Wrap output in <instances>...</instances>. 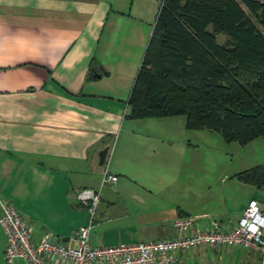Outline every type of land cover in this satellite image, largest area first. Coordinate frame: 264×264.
Here are the masks:
<instances>
[{
  "label": "crops",
  "instance_id": "1",
  "mask_svg": "<svg viewBox=\"0 0 264 264\" xmlns=\"http://www.w3.org/2000/svg\"><path fill=\"white\" fill-rule=\"evenodd\" d=\"M159 4L0 0V199L18 210L34 239L47 233L56 242H69L88 219L77 191L98 187L105 171L117 176L108 183L122 204L109 215L97 211L89 233L93 245L172 237L177 234L173 219L182 215L194 219V228L208 227L213 220L225 225L244 208L246 202L235 215L226 206L217 218L191 213V207L163 200L151 189L153 184L174 185L173 175L164 183L158 171H178L180 134L186 128L185 118L175 123L176 115L127 116V100ZM103 147L106 159L99 164ZM254 186L249 198L264 206L257 198L264 196V185ZM126 217L127 229H118ZM5 245L0 226V264H27L20 256L7 262ZM177 255L260 264L257 251L238 245H205Z\"/></svg>",
  "mask_w": 264,
  "mask_h": 264
},
{
  "label": "trees",
  "instance_id": "2",
  "mask_svg": "<svg viewBox=\"0 0 264 264\" xmlns=\"http://www.w3.org/2000/svg\"><path fill=\"white\" fill-rule=\"evenodd\" d=\"M159 1L127 116L184 115L227 142L264 139V0ZM234 176L263 186L264 165Z\"/></svg>",
  "mask_w": 264,
  "mask_h": 264
},
{
  "label": "built area",
  "instance_id": "3",
  "mask_svg": "<svg viewBox=\"0 0 264 264\" xmlns=\"http://www.w3.org/2000/svg\"><path fill=\"white\" fill-rule=\"evenodd\" d=\"M116 179L115 174L105 171L98 187L77 191L76 198L86 208L88 219L76 228L67 243L56 242L47 233L34 239L31 226L18 210L0 199V226L6 236V261L11 262L20 256L27 264H221L180 258L177 251L205 245H238L257 251L260 264H264V206L255 198H249L240 215L229 224L213 220L208 227L194 228V219L182 215L173 219L177 234L172 237L93 245L89 233L97 214L101 188Z\"/></svg>",
  "mask_w": 264,
  "mask_h": 264
},
{
  "label": "rangeland",
  "instance_id": "4",
  "mask_svg": "<svg viewBox=\"0 0 264 264\" xmlns=\"http://www.w3.org/2000/svg\"><path fill=\"white\" fill-rule=\"evenodd\" d=\"M241 5L248 11L244 4ZM225 39L223 34L217 35L219 42ZM173 118L175 121L185 116L176 115ZM180 137L181 163L178 171H158L164 183H168L166 179L170 175L174 176V185L168 184L173 190H168V185L149 184L155 195L163 200L173 198L180 205L191 207V213L206 212L217 218L227 206L233 214H239L238 208L248 201L255 186L238 179L234 174L257 164L264 165V139L257 137L253 143L245 146L236 141H225L214 130L184 127ZM257 198L264 201V196L259 195ZM128 219L123 218L118 229L126 230L130 223ZM45 221L48 225L53 223L51 220ZM114 225V222L109 223L107 227L112 228Z\"/></svg>",
  "mask_w": 264,
  "mask_h": 264
},
{
  "label": "water",
  "instance_id": "5",
  "mask_svg": "<svg viewBox=\"0 0 264 264\" xmlns=\"http://www.w3.org/2000/svg\"><path fill=\"white\" fill-rule=\"evenodd\" d=\"M107 154V147H103L98 151L99 164L104 163ZM122 204L121 195L109 183H105L100 191V199L97 203L96 210L105 211L106 215L117 211L119 205Z\"/></svg>",
  "mask_w": 264,
  "mask_h": 264
}]
</instances>
